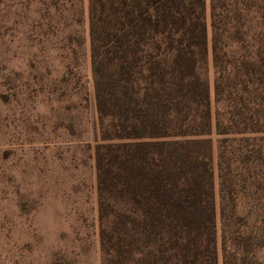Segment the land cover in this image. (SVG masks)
I'll list each match as a JSON object with an SVG mask.
<instances>
[{
  "label": "trees",
  "instance_id": "1",
  "mask_svg": "<svg viewBox=\"0 0 264 264\" xmlns=\"http://www.w3.org/2000/svg\"><path fill=\"white\" fill-rule=\"evenodd\" d=\"M89 34L104 264H264V0H90Z\"/></svg>",
  "mask_w": 264,
  "mask_h": 264
},
{
  "label": "rangeland",
  "instance_id": "2",
  "mask_svg": "<svg viewBox=\"0 0 264 264\" xmlns=\"http://www.w3.org/2000/svg\"><path fill=\"white\" fill-rule=\"evenodd\" d=\"M89 1L0 0V264H104ZM208 79L213 87L211 41ZM218 190L216 178L219 212ZM108 200L140 215L123 198ZM259 213L262 221L264 193ZM119 220L112 212L110 227ZM219 251L222 264L220 243Z\"/></svg>",
  "mask_w": 264,
  "mask_h": 264
}]
</instances>
